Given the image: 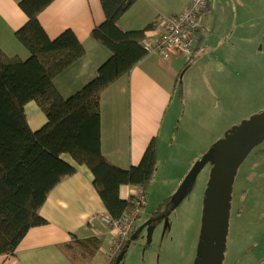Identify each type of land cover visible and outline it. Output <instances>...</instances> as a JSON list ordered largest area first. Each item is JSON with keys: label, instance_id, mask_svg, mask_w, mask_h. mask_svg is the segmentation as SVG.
Segmentation results:
<instances>
[{"label": "crops", "instance_id": "1", "mask_svg": "<svg viewBox=\"0 0 264 264\" xmlns=\"http://www.w3.org/2000/svg\"><path fill=\"white\" fill-rule=\"evenodd\" d=\"M190 1L137 0L118 20L117 26L126 32L140 31L151 26V29L145 32V37L155 39L163 32V20L183 13ZM19 2L20 0H0V51L7 57L25 60L28 52L15 38V32L27 21L26 15L18 5ZM263 10L264 0H208L207 10L201 17L205 31L193 45L189 59H183L182 55L165 58L156 53L148 54L128 75L102 93V155L110 163L126 169L136 165L152 138H156L157 144L164 121L161 120L162 123L158 125L153 113L144 119L137 110L133 118L132 103L134 102L135 106L148 105V96L153 97L157 103L158 99L154 98L159 97L172 102L175 84L180 78L182 68H192L199 72L202 78H199L200 83L196 84L197 89L206 96L197 93L198 99L191 103V114L194 113L192 117L201 120L197 110L201 103L209 113L215 112L216 117L221 118L217 114L216 105L218 98L219 103H222L221 92L225 94L223 80L229 84L234 81V87L239 81L237 75L233 78L231 74L224 77V73H232L231 65L245 63L248 56V51L237 46L238 42L233 39H251L248 36H237L235 33L245 32V25L251 21H256V26L262 30ZM103 20L100 0H54L39 14L38 21L50 39H55L65 30H71L85 50L82 59L54 80L56 89L64 98L80 90L93 79L100 65L109 58L110 53L90 38L92 29ZM193 59L195 60L190 64ZM202 85H205L204 88ZM181 88L180 100L183 105L187 96L183 81ZM34 105L36 106L34 102H29L24 106L25 119L31 131L39 130L46 123L44 115ZM150 107L153 112L151 103ZM260 110L258 113L262 112ZM210 120L215 121L212 117ZM147 136L149 140L144 147ZM262 142L264 139L260 143ZM75 167L76 173L58 184L41 207L39 213L47 222L46 225L31 228L12 256H0V264H73L60 249L61 245L70 240L71 235L78 238L93 236L99 240L98 251L89 264L95 262L97 253L107 255L104 256L103 264L110 263L109 250L115 230L103 221L106 212L93 187L90 171L84 166ZM136 190L137 188L122 186L119 190L120 198L125 200ZM255 211L260 212H253ZM135 229L133 227L134 232ZM258 248L259 244L256 243L252 251H249L255 256L252 264H264V254L262 255L260 250L255 254Z\"/></svg>", "mask_w": 264, "mask_h": 264}, {"label": "trees", "instance_id": "2", "mask_svg": "<svg viewBox=\"0 0 264 264\" xmlns=\"http://www.w3.org/2000/svg\"><path fill=\"white\" fill-rule=\"evenodd\" d=\"M136 1L100 0L104 20L92 29L90 38L110 56L93 79L64 98L54 80L84 57V47L71 30L55 39L46 35L38 16L54 0H20L27 21L15 38L28 57L10 58L0 51V256H12L31 228L46 225L40 209L49 193L76 173V165L90 171L109 222L133 210L132 196L120 198L122 186L142 188L145 196L157 163L156 138L148 142L139 164L126 169L110 163L101 151V95L147 56L141 42L151 26L128 32L117 26ZM29 102L46 120L37 131H31L25 119L24 106ZM133 234L109 264H115ZM98 245L96 237L71 235L60 249L73 264H89Z\"/></svg>", "mask_w": 264, "mask_h": 264}, {"label": "rangeland", "instance_id": "3", "mask_svg": "<svg viewBox=\"0 0 264 264\" xmlns=\"http://www.w3.org/2000/svg\"><path fill=\"white\" fill-rule=\"evenodd\" d=\"M255 11L254 16L257 13V10ZM245 27V32L238 31L235 34L248 36L251 39L244 41L235 38L233 41L238 42L237 46L248 51L247 61L239 65L230 64L233 72L224 73V77L230 74L232 78L238 76L239 81L234 87V81L229 84L228 81L223 80L225 94L221 92L222 103H219L218 98L216 105L217 114L221 118L216 117L215 112L209 113L201 103L199 108L195 106L199 110L201 120L192 117L194 113L191 114V103L198 99L196 95L200 91L196 84L200 83L199 78H202L199 72L192 68H182L180 78L175 84V95L172 102L169 99L163 100L161 97L154 98L158 99V104L152 99L153 97L148 96L146 97L148 105L135 106V103H132L133 118L136 110L144 119L153 113L155 119L158 120V125L162 123L161 120L164 124L157 138V163L146 194L143 196V190L141 189L142 192L137 191L140 189L137 188L130 195L133 199V210L129 215L134 214L135 210H139V215L132 222L134 225H132L131 232L133 227L136 229L122 248L120 253L122 260L118 264L197 263L203 203L212 159H209L198 172L188 193L181 199L179 205L176 206L171 199L197 160L242 122L257 115L259 109L264 112V26L260 30L256 26V21H251ZM182 58L189 59L186 56ZM194 60H191L190 64ZM181 81L186 87L187 95L183 105L180 100ZM204 86L202 85L203 88ZM60 89L63 92L61 86ZM200 94L206 97L203 92ZM150 103L153 112L150 111ZM37 110L40 111L39 108ZM211 117L215 121L210 120ZM263 138L253 145L240 162L230 186V210L222 264H252L255 256L249 251L256 243L259 244V248L255 254L259 250L262 255L264 254V142L260 143ZM148 140L149 136L144 142V147ZM64 159L70 161L67 155H64ZM140 159L136 164H139ZM137 207L139 209H136ZM254 210L260 212H253ZM155 219L158 220L152 225L153 232L151 240L148 241V227H144V224ZM117 251L112 249L111 241L109 250L111 259ZM104 256L107 255L97 253L93 264H103Z\"/></svg>", "mask_w": 264, "mask_h": 264}, {"label": "water", "instance_id": "4", "mask_svg": "<svg viewBox=\"0 0 264 264\" xmlns=\"http://www.w3.org/2000/svg\"><path fill=\"white\" fill-rule=\"evenodd\" d=\"M263 134L264 112H260L247 121L242 122L240 126L197 160L173 195L171 201L177 206L188 193L190 185L198 172L209 159H212V168L203 203L202 229L196 264H222L230 210V186L236 168L253 145L242 156L239 157V154L248 142L259 136L261 138L264 137L261 136ZM153 221L150 220L144 224V227H148V241L151 240L153 232L151 224ZM121 258L122 254L118 256L115 264H118Z\"/></svg>", "mask_w": 264, "mask_h": 264}, {"label": "built area", "instance_id": "5", "mask_svg": "<svg viewBox=\"0 0 264 264\" xmlns=\"http://www.w3.org/2000/svg\"><path fill=\"white\" fill-rule=\"evenodd\" d=\"M208 0H191L186 10L177 15L170 16L163 20V32L151 39L145 37L141 44L148 54L156 53L162 57L170 58L182 55L190 58L193 45L199 40L198 37L205 31L201 23ZM142 188L137 191H141ZM142 204L143 199L141 197ZM138 205L139 202L137 201ZM141 204V205H142ZM136 209H139L138 207ZM139 210L134 214H126L119 221L109 222L105 217L103 221L111 225L115 230V237L112 239V249L117 251L124 239L130 234L133 221L136 219Z\"/></svg>", "mask_w": 264, "mask_h": 264}, {"label": "bare ground", "instance_id": "6", "mask_svg": "<svg viewBox=\"0 0 264 264\" xmlns=\"http://www.w3.org/2000/svg\"><path fill=\"white\" fill-rule=\"evenodd\" d=\"M261 136H264V134ZM260 138L261 137L259 136L248 142L246 146L243 148V150L240 152L239 157L242 156L252 145L256 144Z\"/></svg>", "mask_w": 264, "mask_h": 264}]
</instances>
